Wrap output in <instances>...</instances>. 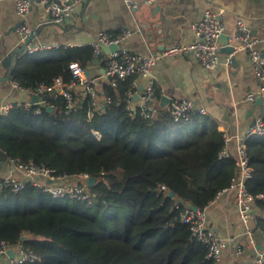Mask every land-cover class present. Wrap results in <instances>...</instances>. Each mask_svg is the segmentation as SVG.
<instances>
[{
    "label": "trees",
    "instance_id": "obj_1",
    "mask_svg": "<svg viewBox=\"0 0 264 264\" xmlns=\"http://www.w3.org/2000/svg\"><path fill=\"white\" fill-rule=\"evenodd\" d=\"M93 58L90 45L18 53L9 77L31 90L59 76L69 83L68 64L87 70ZM130 88L132 79L103 83L106 100L90 118L82 91L71 113L62 98L43 93L30 107L0 114L1 161L97 179L89 200L54 199L31 184L0 194V243H23L39 257L23 264H216L181 214L187 205L207 208L236 175L234 159L219 158V122L208 115L175 121L168 108L152 119L132 116ZM247 146L255 170L249 189L264 195V136L249 137ZM256 205L264 210V197ZM258 224L264 232V219ZM26 234L34 239L21 241Z\"/></svg>",
    "mask_w": 264,
    "mask_h": 264
},
{
    "label": "crops",
    "instance_id": "obj_2",
    "mask_svg": "<svg viewBox=\"0 0 264 264\" xmlns=\"http://www.w3.org/2000/svg\"><path fill=\"white\" fill-rule=\"evenodd\" d=\"M17 0H0V107L32 101V96L15 87L4 67V59L23 45L17 28L23 20L15 10ZM136 9L128 8L125 0H78L74 17L63 25L49 22V14L41 0H33L26 22L31 26L33 44L55 45L56 48L86 46L101 33L117 36L128 29L131 36L122 46L136 55H160L176 44H191L197 40L190 24L202 18L206 10L222 14L225 33L219 40L221 64L215 70H205L194 54L160 57L153 68V80L157 90L156 103L167 108L172 99H192L206 109L207 115L219 122V130L233 136H244L256 118L264 115V104L248 102L246 96L259 88L248 54L240 51L232 65L226 64L227 46H231L236 23L241 19L258 40L257 48L264 55V0H134ZM228 36V39L224 38ZM105 57L92 62L87 69L90 78L96 80L99 101H104L103 83ZM140 88L148 84V78L138 77ZM82 87L75 89L79 97ZM40 99V97H39ZM258 100V99H257ZM17 173L13 165L0 159V179ZM206 213L213 230L227 240L228 246L221 264H251L264 250V232L254 224L252 233L240 222L238 208L232 194L223 193L207 206ZM257 214L264 219V211ZM243 252L236 255L237 245ZM10 255L0 256V264H11Z\"/></svg>",
    "mask_w": 264,
    "mask_h": 264
},
{
    "label": "built area",
    "instance_id": "obj_3",
    "mask_svg": "<svg viewBox=\"0 0 264 264\" xmlns=\"http://www.w3.org/2000/svg\"><path fill=\"white\" fill-rule=\"evenodd\" d=\"M155 2L157 0H147V4H154ZM41 3L44 4L49 14V22L57 25H63L68 22L78 10V0H41ZM125 3L130 9L138 7L134 0H125ZM32 6L33 0H17L15 5L17 15L23 20L17 28V34L22 45H26L25 52L32 54L56 48L55 45L28 42L33 30L26 22V17ZM190 28L197 38L196 41L188 45L176 44L160 55L146 56L130 53L128 49L122 46V43L131 36V32L128 29H123L117 36L101 33L93 41L91 46L94 50V57L102 54V46L118 45V51L106 55L104 61L105 75L113 86H116L119 80L132 79V88L128 90L126 98L127 110L130 115L139 114L143 118L152 119L159 113L160 108L156 103L157 90L152 72L160 57L194 54L205 70L211 71L219 67L221 64L219 40L226 29L222 14L206 10L200 20L190 24ZM232 42L231 47L233 50L226 56V64L228 66L232 65L238 52H247L252 70L259 81V88L257 91L248 94L245 100L254 103L261 98L264 104V55L257 48L258 40L251 35L249 27L241 19L237 20L236 32ZM67 68L72 75V80L69 83L62 76H59L54 79L52 84H40L33 90L24 89L15 82L13 84L24 94L32 96V98L33 96L39 97L43 93H52L55 100L62 98L66 104L67 113L77 109L75 89L80 86L91 100L89 118L95 113H99L102 108V102L99 101V92L95 86L96 80L86 75V69L79 62H70ZM138 77H145L149 80L142 91L139 90L136 79ZM136 94L140 95L139 101L135 100ZM104 100L106 99L104 98ZM36 103L23 101L15 105L30 107ZM13 106V104L1 106L0 114L8 112ZM167 108L175 121L186 120L191 115H207L206 109L199 106L192 99H172ZM254 135L264 136V115L256 118L254 125L248 128L244 136H233L227 131H223L224 144L219 152L220 159H234L236 175L233 177L230 186L221 191L217 197L223 193L234 196L240 222L248 228L249 234L252 233V228L250 227L252 224L260 229L258 222L261 218L257 214L260 209L257 207L256 201L264 197L263 194H253L248 185L254 177L255 170L251 164L247 140ZM11 164L17 173H11L0 179V194L5 190L17 193L25 189L28 184H31L40 188L54 199L89 200L91 197L89 188L93 177L87 173L56 176L53 169L38 166L32 162L19 163L13 161ZM181 221L189 226L195 240L206 247V258L216 264H221L225 257L228 243L225 238L219 236L211 227L206 209H193L187 205L181 214ZM12 250L13 248L8 242L1 241L0 256L8 255ZM242 252L243 247L238 244L236 255L240 256ZM38 259L39 257L33 249L20 243L16 247L15 258L11 260V264L32 263ZM251 264H264V250Z\"/></svg>",
    "mask_w": 264,
    "mask_h": 264
},
{
    "label": "water",
    "instance_id": "obj_4",
    "mask_svg": "<svg viewBox=\"0 0 264 264\" xmlns=\"http://www.w3.org/2000/svg\"><path fill=\"white\" fill-rule=\"evenodd\" d=\"M19 27V26H18ZM224 35V34H223ZM223 35L221 36V38H223ZM31 37H32V35H31ZM31 37L29 38V40H28V42L31 40ZM224 38H226V39H228V36H224ZM25 48H26V45H23L19 50H16L15 52H13V54H11L9 57H6L5 59H4V67L6 68V69H8L9 70V72H11V70H12V68H13V64H14V61H15V58H16V54H18V53H23V52H25ZM118 49H119V47H118V45H110V46H102V54L100 55V56H98V57H94L93 58V61L92 62H95V63H98L100 60H101V58H103V57H105L106 55H108L109 53H111V52H115V51H118ZM232 50H233V48L231 47V46H227V53L229 54L230 52H232ZM235 60V59H234ZM86 75L89 77L90 76V72L88 71V70H86ZM143 89L142 88H140V91H142ZM139 98H140V95L139 94H136V97H135V100L136 101H139ZM39 101V97L38 96H33V98H32V102L33 103H36V102H38ZM258 103H260V104H262L263 102H262V99L261 98H259L258 100ZM254 123H255V121H254ZM254 123L252 124V126L254 125ZM97 181V179L96 178H93L92 180H91V182H90V184H91V186L95 183ZM172 196H173V193L171 194ZM188 206H190L191 208H193V209H196V207H194L193 205H188ZM31 239H34V237L32 236V235H23L22 237H21V241H27V240H31ZM11 252L12 251H10L9 253H8V255H10L11 254ZM15 258V253L13 254V256H12V259H14Z\"/></svg>",
    "mask_w": 264,
    "mask_h": 264
}]
</instances>
